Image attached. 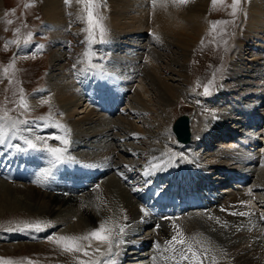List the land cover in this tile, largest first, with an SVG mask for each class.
I'll list each match as a JSON object with an SVG mask.
<instances>
[{
    "label": "rangeland",
    "instance_id": "rangeland-1",
    "mask_svg": "<svg viewBox=\"0 0 264 264\" xmlns=\"http://www.w3.org/2000/svg\"><path fill=\"white\" fill-rule=\"evenodd\" d=\"M207 1L209 2L207 28L200 35L192 51L183 52L184 47L182 45L176 44L171 39L162 37L161 33L154 34V37L162 39H158L157 41L152 37L153 33L150 30L147 32L132 30L130 33L131 30L129 29L118 30L115 28V23L111 27L107 19L109 13L101 0H96L95 12L98 17L102 18L100 22L105 29L103 37L105 42L103 43L100 42L101 37L98 28L94 31V38H89L90 34L87 30L89 25L86 22V12L83 4H81L83 13L80 14L79 18L76 17L78 21H74V17L71 16L70 10L65 4L64 7H67L68 10L63 13V19L65 20L61 25L62 27H52L47 25L48 22L44 17L42 0H0V58L5 63L7 61V66L14 61L15 68L19 70L15 74L16 77L11 78L12 83L7 85V91L3 87L4 85H2L5 79L0 74V110L5 107L8 109L12 106L18 107L19 99L17 98L20 97L21 90L26 103L29 105L28 110L18 107L24 118L18 115L9 117L10 120L15 119L29 122L27 124H19L16 135L10 136L25 144V138L30 139V136L37 135L46 147H64L60 140L52 137L60 136L63 138L66 135V138L69 140L66 152H69L68 155L70 156L64 154V157L68 158L70 162L73 161V163L75 159L82 156L85 159L78 160L77 162L85 164L86 160L89 161L90 158H103L106 153L114 155L116 163H119L120 166L119 168L112 167V169L110 166L108 170L109 175L105 176V179L102 181L104 183L101 182V184L104 185V188L108 187L109 183L106 182V179L110 178L113 180L112 182L116 188L119 189L121 187L123 189L122 194L131 202L134 201L131 191L134 193L137 190L140 191L139 196L144 195L146 192L142 190L144 185H137L139 174L140 178L147 180L148 186H150L153 184V181H149V178L158 171L170 170L173 162L177 166L180 165L181 171L185 169L186 178L190 180L189 176L193 177V180L187 183V187L193 189L190 191L195 193V195H199L200 192L204 193L203 188H205V184L210 182L211 194L213 192L215 195L233 196L237 193L250 192L255 198L262 197L264 200V187L262 186V184L264 185V153L262 155V152H259L264 148V123L261 124L260 128L252 130L254 134H251L250 129H247L249 126L237 129L242 126V124L238 123L243 120L234 122V119L231 120L230 117L238 114L236 119H241L239 117L246 115L247 113L244 114L243 112H245V109L247 111L248 108L241 105L239 106L240 110L234 111L237 105L233 97L237 95V92L231 93L230 96H225L227 93L223 92V86L230 83L227 77L229 62L234 53V40L241 23V13L243 12L244 3L247 0H240L235 16L231 14L232 9L230 5L232 0H223L222 4L215 6H213L212 0ZM27 4H31L32 6L25 7ZM9 20L12 21L11 24L7 23ZM214 21H227L228 23L220 24L213 30ZM16 29H19V33L16 32ZM124 31L129 32L126 35ZM148 32L150 34L147 35L146 33ZM229 36L230 39L227 45H225V41ZM14 40L18 41V43H9ZM235 50H237L236 47ZM85 53H88V55L86 56ZM148 58L150 62L147 61ZM215 64L216 67L218 64L220 66L217 72L213 73ZM90 65H94V67ZM155 67L163 75L159 77L156 73H153L152 68ZM96 70L105 72L103 74L106 77H108L107 74L111 75L110 77L114 76L113 80L111 79L112 83L120 82L119 77L122 78L123 85L126 82V86L128 87L125 95H123L125 101H120L118 106L114 108V116L110 118L105 117L103 112H93V115L89 114V106L87 104L90 103L92 107L95 104L106 106L103 104V101L108 97L106 96L108 92L105 91L106 89L102 88L101 90L96 87V81H94V76L97 75ZM207 71L209 73H205ZM84 75L88 76V85L80 86L79 79L80 77L83 78ZM105 76L101 77L104 78ZM8 78L10 79L9 76ZM83 82L84 79L82 80ZM204 83H208L210 90L213 89L209 95H205L201 90L197 89V84L200 88ZM167 84L176 90V92L174 91L175 93L172 92V95L175 94L176 99L166 96L164 87ZM63 86L66 90L61 89V91L59 88ZM131 86L133 88L130 90ZM110 89L116 91L113 85L107 86L109 92ZM96 96H99V98L95 100ZM61 98H66L67 101L60 103L59 100ZM84 99L86 102H84ZM2 101L5 106L1 105ZM85 108H87L86 111ZM263 109L264 107L256 111L257 114H263ZM231 111L234 113H229ZM83 112L86 116L89 114V117H84ZM0 113L3 112L0 111ZM184 114H190L191 133H194L197 140H200L202 136L212 138V135H223L230 130H234V128L237 129L238 133L241 132L239 136L237 133V136L234 137L235 139L227 140V142H233L234 145L240 144V141L245 137L253 135L252 138L259 144V147L252 152L254 154L253 163H241L240 154L234 157L231 156L232 158H224L222 152L229 147H226V143H222V141L221 143L216 141L217 138L210 141L211 143L212 141H216L220 147H214L217 143L214 145H210L209 143L211 150L208 152H206L207 150L203 146L200 148V145L196 146V148L194 146L181 149L176 143L175 137L171 132V127L173 122ZM38 119H42L43 123L36 121ZM120 123H122L121 126ZM56 124L63 125L66 132L57 128ZM28 125L35 127L30 128L34 130L33 132H30V129L27 127ZM46 129L45 133L38 132L39 130ZM84 134H87V136H84ZM31 139L37 144L34 138ZM233 143L230 144V147L237 149V147L232 146ZM221 147L224 149H221ZM156 152L160 155L162 154V156L148 163V159L150 160V157L155 156ZM33 154L35 153H25V156L31 157ZM200 158L202 161L205 160V162L199 163L198 159ZM55 166L56 164L50 168H54ZM218 169L222 172L217 173L220 175L215 174ZM126 170L132 171L131 173H134L137 179L135 181L129 179V181L127 177L129 173L126 175ZM249 171L255 172V176L251 177L247 183L238 182L241 178L240 175L248 174ZM217 176L218 178L223 177V181L212 180ZM238 177L239 179L236 180L235 178ZM258 180L261 184H258ZM195 182L196 184H194ZM161 184L158 185L159 190L167 189L168 185L165 182H161ZM216 184H219V186ZM31 185V183L13 184L14 187H19L20 191L33 190ZM0 187H2V184H0ZM104 188L103 190L105 191ZM176 189L178 193L181 192L179 190L181 189L180 187H176ZM24 192H21V194L28 196ZM39 195L44 197L43 193ZM59 195L62 196V194ZM190 197L193 198L194 196ZM56 198L62 200V203L66 205L55 206L51 213H43L41 210L37 211V209L35 210V208L28 204L24 205V203H15V207L5 209L6 211H0V264L1 261H11L14 264H78V261H90L83 257L81 258L78 253L63 251L61 246L55 243L57 234L64 228L69 229L72 235L75 232V225L64 223L68 220L57 221L63 215L71 216L69 210L75 208L76 203L80 202L82 204L84 202V192L80 191L74 197L56 196ZM73 198L74 202L67 204ZM35 200L38 203L42 201L39 197ZM180 200L181 198H177L176 203L179 204ZM186 200L190 199L186 196ZM192 210L195 213H190L188 218H185L186 220L190 219L192 224L183 221L181 226L195 227L202 240L207 241V234L202 232L203 228H200V230L199 226H194V221L198 222L199 225L206 223L210 227V230L219 228L218 230L220 231L222 230L221 228H229L240 232L242 230L253 231L256 229L259 231L258 234L264 238V217H259L260 219L248 216V218H240L239 216L223 213L222 211L216 212L215 207H211L209 210L210 215L200 213L199 208H192ZM77 211L79 212V210ZM79 216H73V220L76 218L78 220ZM36 221H42L48 226L39 232L18 230L25 223ZM251 221H254V223L248 225ZM143 223L131 226V230L127 228V236H125L124 241L126 238L128 240L120 244L123 247L125 245V248L130 250V253L124 250L125 248L123 249V258L119 262L120 264H138V262L140 264H147V260L149 259H143L144 262H141L143 251H140V249L135 250L132 245L140 241V236H137L138 233L141 234L143 232V237H145L156 229L155 226L146 227L145 229V223L147 222ZM77 224L83 230L88 228L87 232L93 229L84 219L79 220V222L77 221ZM134 228H136V232ZM226 230L224 232L228 234L229 232ZM204 231L207 232L208 230L204 229ZM42 232L49 234L47 241H44V238H42ZM207 233L215 237L213 240H217L216 243L212 240L214 246L222 249L220 240L216 236H213V233L209 231ZM243 234L249 237V234ZM95 241H91V246L94 245ZM244 242L243 240L242 243ZM83 244L87 247L89 241H83ZM159 245L163 249H166L168 245H170L168 248L171 247V244L166 243V241H161ZM165 245L167 246L164 247ZM129 246H132V248L130 249ZM99 248L103 249L101 246ZM152 248L153 245L146 252L152 251ZM134 250L139 254L138 259L140 260H130L131 252ZM120 252L118 253L120 254ZM232 254V252H227L226 254L220 252L218 254L213 249L211 251L212 259L213 257L218 258L222 256L226 259L227 264L230 263L227 259L230 260ZM118 257L120 255L113 256L112 259L114 261L120 260L117 259ZM100 258H98V261ZM3 262L2 264H4ZM231 264H234V262Z\"/></svg>",
    "mask_w": 264,
    "mask_h": 264
},
{
    "label": "bare ground",
    "instance_id": "bare-ground-1",
    "mask_svg": "<svg viewBox=\"0 0 264 264\" xmlns=\"http://www.w3.org/2000/svg\"><path fill=\"white\" fill-rule=\"evenodd\" d=\"M42 1H43L44 17L46 18V21L48 22L47 23L48 26L62 27L61 25L65 20L63 19L64 17L63 13L67 12L66 10H68V8L70 10L71 16L74 17V21H78L76 17L79 18L80 14L83 13V10L81 9V4H77L76 0H72V3L70 6H68V8L64 7L65 0H42ZM101 2L109 13V15L107 14L108 15L107 19L111 27H113L115 23V28H117L118 30L129 29L131 30L130 33L132 32V30H141L145 32L150 30L151 33H153L152 37H154V34L156 33H161L162 37L171 39L175 41L176 44L182 45L184 47L183 52L192 51L196 42L199 40L200 35H202V33L206 30L207 25H208V22H207L208 13L207 12H208L209 2L207 0H190V2L187 3L186 5H180L179 3H173L172 0H101ZM0 12H1V4H0ZM124 32L127 35V32L129 31H124ZM146 34L148 35L150 34V32ZM159 40H162V39H159ZM235 47L237 50H235ZM233 51L234 53L230 59L229 69H228V74H227L228 81L230 83H228V85L223 86V89H224L223 92L227 93V95L225 94V96H230L231 93L235 91L237 92L236 93L237 95L233 97L237 105L234 111L240 110L239 106L241 105H244V107L248 108L249 111L248 110L246 111L245 109V112H243L241 110L244 114L247 113L246 115H242L241 117H239L241 119H236V117H238V114H234V117H230V119L231 120L234 119V122L238 120H243L239 123L237 122L238 124H242V126L237 129H241L243 127L246 128L247 126H249V128L247 129L248 130L250 129L251 134H254L252 130L260 128L261 124L264 123V113L257 114L256 112L259 109L264 107V0L245 1L243 12L241 13V23L237 29V34L234 40ZM147 61L150 62L149 58L147 59ZM152 70H153V73H156V75H158L159 77L163 75L161 72H159V69L156 67L152 68ZM94 77H95V80L97 79V85L100 86L99 75L98 76L96 75ZM112 80L105 78V85H110V84L114 85L118 91L119 96H115L112 98H106L105 102L108 105H110V106H106V108L97 107V109L94 110V107L91 108L88 105L90 115H93V112L95 113V112L103 111L108 114V118H110V116H114L113 115L114 109L112 108L115 105H118L116 104L117 100L115 99L120 97L119 99L123 100V91L127 90L128 87L126 86V82L123 85L122 78L120 77H119V80L121 83L120 82L112 83ZM83 83L86 84V79H84ZM132 88L133 87L131 86L130 90ZM59 89L66 90L64 86L60 87ZM105 91H107V89ZM164 91L168 98L172 99L176 97L175 94L172 95V92L174 91L176 92V90L171 85L167 84L164 87ZM115 92L116 91H112L111 93H108V95L106 94V96H110L112 93H115ZM134 92H135V89H134ZM59 101L60 103L65 102L67 101V99L61 98ZM86 109L87 108H85V111ZM263 110L261 111L263 112ZM229 113L232 114L234 112L231 111ZM89 114H87V116L84 114L85 115L84 117H89ZM121 124L122 123H120V126ZM237 129L234 128V130H230L229 132H226L223 135H220V134L216 136L212 135V138L202 136L200 140H197L194 136V133H192L191 142L189 143V145L188 144L183 145V144L178 143L177 141L176 143L181 149H185L187 147H194V146L196 148V146L200 145V148H202L203 146L205 150H207L206 152H208L209 150H211V148L209 147L211 144L214 145L215 143H217L216 141L220 143L222 141V143H226L227 145L226 147H229L225 149L226 151L223 150L224 152H222L223 154L222 156L224 158L231 157V156L234 157L240 154L241 163L243 162H249V164L253 163L252 159L254 158V154L252 152L253 150L257 149V147H259L258 142H256L255 139L252 138L253 135H251L250 137H245L243 140L240 141V144L234 145V143L231 141L227 142V140H231L232 138L237 136V133H238L236 131ZM240 133H238V136L241 135ZM84 136H87V134H84ZM227 137H229L230 139ZM215 138H217V140L215 142L212 141L211 143L210 140H213ZM204 139L207 140L205 145L203 144ZM198 143H202V144H198ZM208 143H210V145ZM231 143H233L232 146L237 147V149H232L230 147ZM216 146L220 147L218 143L217 145L215 144L214 147L216 148ZM221 149H224V148L221 147ZM20 151H22L21 154L24 153L23 150H20ZM242 151L244 152L242 153ZM259 152H262V155H263L264 148L261 149ZM124 154L126 153L124 152ZM161 156L162 154L160 155L159 153L156 152L155 156L150 157V160L148 159V163L152 162V160L154 159L160 158ZM100 158L101 157L96 158V159H90L91 165H93L94 167H102V168L91 170L90 175H93L92 178L94 179H89V180H87L84 176H81L82 174H80L78 171H75V174L73 175H71L68 172L61 173V171H64L61 166H65L67 168L71 167V162L68 158H65V161H66L65 163L59 164V165L56 164L54 168L47 167L45 166V164L43 165L42 162L37 161L36 163H33V164H36L33 167L25 162L24 168L19 170L18 168H16V163L14 159L11 163L7 162L3 166V169L0 170V176H2L5 182L10 181L12 185L5 183L3 180H0L1 181L0 184H2V187H0V211L2 210L4 211L5 209L11 208L13 206L15 207L14 205L15 203L16 204L24 203V205L28 204L29 206H32L33 208H35V210L37 209V211L41 210L43 211V213H51L53 212L55 206L66 205L62 203V200H59L58 198H56V196L62 197L61 195H59L61 191H66L67 189H72L74 191L82 190V191H87L84 193V198H83L84 202L82 204H80V202L76 203L74 206L75 208L69 210V212L71 213L70 217L63 215L57 221L59 222L60 220H68L64 223H72L73 225H75V232L72 235L69 229L64 228L59 234H57V238L60 236L86 235L92 232L93 230L98 229L99 226L102 223H104L105 220L109 218L111 221V225L113 227H115L116 225L126 226L127 224L134 226V225H140V223H143V222H147L145 223L146 224L144 227L145 229L146 227L148 228L150 223H152L151 226L155 225L157 228L155 230L151 229L153 230L151 234L145 237H143V232L141 234L138 233L137 236L138 237L140 236V241L132 244L135 250L140 249V251H143L142 259H149L147 260L148 261L147 264H192V262H190L189 260H181L178 251L176 252L174 256V253L172 251L173 245H171L172 247H169L171 249L168 248V246L170 245L168 246L165 245L164 247L167 246L166 247L167 250L160 248V245L162 244L159 245V243L161 241H166V243H169L172 237L178 236L179 233H182L184 238L192 242L195 248L201 249L202 256L206 255V258L203 259V264H227L226 259L222 256L215 258V261H213L211 257L212 249L217 251L218 254H220V252H222L223 254H226L227 252H232L233 256L232 255L230 256L231 259L230 260L227 259V261L230 262L229 264L233 262L234 264L264 263V238H262L261 235L258 234L259 231L256 229L253 231L242 230L240 232L237 231L236 229L235 231L229 228H221L222 230L220 231L218 230L219 228L210 230L209 229L210 227H208L206 223L199 225L198 222L194 221V226H199V229L203 228L202 232L207 234L206 236L207 241H206L200 238V236L198 235V231L197 229H195V227L191 226L189 228L187 226H181V223L183 221L192 224L190 219L189 220L185 219V218H188V216L190 215L189 208L191 207L188 206L186 210H182L181 208H177L175 204H173V207L163 206V204L166 205V202H165L166 200L162 201L161 205L160 204L158 205L156 203L152 205H149V204L144 205L142 202H140V199L147 201V199L151 195H152V198L156 196L153 194H155L156 190H159L157 187L160 184L159 182L162 179L164 182H166V184H168V186H172V187L182 186L180 184H181V181L183 180L181 179V181H178L177 179L178 177H181V176L184 178L183 172L180 170L181 168L180 165L177 166V164L173 162L172 168L170 170L166 169L165 174H157V173L153 174L151 176V179H155L154 184H152L148 188L143 189L146 191L145 196L143 195L144 199H143V196L136 198L135 193L139 194L140 191L137 190L135 193L131 191V193L134 196V201L131 202L122 194L123 189H121V187H119V189L116 188L114 186V183L112 182L113 180H111L110 178L106 179V182L109 183L108 187L106 186L104 188V185L101 184L103 179H105V174L109 175V172H108L109 167L111 166V169L112 167L119 168L120 164L116 163L114 159V155H111V154L106 153L103 158L101 159ZM3 162H4V159H1L0 165H2ZM198 162L199 163L205 162V160L202 161V159L200 158L198 159ZM41 165L43 166L41 167ZM43 168L44 170L45 169L49 170L51 173L47 179H43L40 176V173L43 170ZM218 171L220 170L218 169L215 174L222 173L221 171L220 172ZM173 174H175V176ZM217 175H220V174H217ZM253 176H255V172L249 171L248 174L240 175L241 177L240 179L239 177L235 179L236 180L239 179L238 182L247 183ZM127 177H128V180L130 179L131 181H135L137 179L134 173H131V172H129ZM68 178H85V179L82 181H79V180L69 181ZM14 180L24 181V183H31L32 184L31 188L33 190L29 189L30 191L29 190L20 191V189H18L19 187L17 188L13 186ZM64 180L68 182L70 186L65 184L63 182ZM212 180L213 181H223V177L218 178L217 176L216 178H213ZM258 184H261L259 180H258ZM137 185H146L144 178L141 180H139L138 178ZM216 185L219 186V184H216ZM262 186L264 187L263 184ZM4 187H6V189H4ZM89 187H92V189L89 190ZM103 188L105 189V191L103 190ZM24 191L28 194V196L26 194L24 195L21 194V192L23 193ZM162 192H163V196L165 199L171 198V196H174V198H177V196L175 195V191H173L172 189L169 190L167 188L165 191H162ZM41 193L44 194V197L39 195ZM188 195H191V194L188 193ZM205 196L202 198H194L195 200L194 203L199 205V204H203V202L205 203L210 202L212 206L215 205L216 212L222 211L223 213H227V214L247 213V215H238V214L234 215L233 214L234 216H239L240 218L257 217L258 219H260L259 217H264V200L262 199V197L255 198L254 195L250 192L237 193L233 196H229V195L220 196L219 194L215 195L212 192V195L210 197H205ZM38 197L41 198L42 200L40 203H38V201L35 200ZM68 197H74V196H68ZM72 202H74V198L71 199L70 202H68L67 204L72 203ZM148 202L150 203V201ZM77 210H79V212ZM145 212H147L148 214L145 215L144 214ZM185 213H188V215H186ZM77 215H80L79 216L80 219L78 218V220H76L77 219L76 218L73 220V216H77ZM174 215L179 216V218L175 220ZM166 216H172L173 218L172 220L167 219L165 220V222H162L161 218L166 217ZM154 218H158L159 220H156ZM81 219L86 220L93 227L92 231L87 232V230H89L88 228L83 230L77 224V221L79 222V220ZM253 223L254 221H251L248 223V225H252ZM257 227H260V226H257ZM130 228L131 227H129V229ZM144 228H140V229H144ZM204 229L213 233L214 234L213 236H216L220 240L222 244V249L218 246H214V243H216L217 240H213V238L215 239V237H212L211 236L212 234H208L207 233L208 231L205 232ZM226 229L229 232L228 234L224 232ZM126 230L127 229H125V234L122 236V240H124L125 236H127ZM134 231L135 232L137 231L136 228H134ZM243 233L249 234V237L245 236V234ZM212 240L214 241V243H212ZM243 240L245 241L244 243H242ZM196 241H200V243L196 244L195 243ZM247 244L249 245L248 247H250L249 248L250 250L248 249ZM152 245H153L152 251L146 252L149 250V247H151ZM100 246L103 247V249L100 252H96L95 249L99 248ZM241 246L242 248L240 249ZM175 247L179 249L180 246L176 245ZM124 248H125V245L124 247L120 245L117 249L113 247L114 253H118L121 251L120 254L118 253V255H120L121 258L118 257L117 259H120V260H115V264H120L119 262H121L123 258L122 252ZM85 249L89 251L90 255L84 256L82 253H78L81 258L83 257L86 260H90V261H94V260L98 261V258L101 257L99 260L101 261L104 258L102 256V253L106 252L107 245L101 244L100 242L98 243V241H95L94 245H92L90 248L87 246L85 247ZM135 250L131 252V258H133L134 256L139 257V254L136 253ZM204 250H206V252ZM118 255H115V256H118ZM195 259L197 260L200 259V256L196 257ZM130 260L136 261L140 259L133 258ZM80 262L81 261H78V264H80Z\"/></svg>",
    "mask_w": 264,
    "mask_h": 264
},
{
    "label": "snow or ice",
    "instance_id": "snow-or-ice-1",
    "mask_svg": "<svg viewBox=\"0 0 264 264\" xmlns=\"http://www.w3.org/2000/svg\"><path fill=\"white\" fill-rule=\"evenodd\" d=\"M173 3H179L180 5H186L190 2V0H172ZM72 3V0H65V4L67 6H70ZM77 4H83L84 10L86 12V22L89 25V28L87 29L90 34V39L94 38V31L95 29H99L101 41L105 42L103 40V37L105 35V29L102 25L101 17H98V15L95 12L96 7V0H76ZM223 0H212L213 6L217 4H222ZM240 4V0H232V3L230 5L232 9V15L235 16L236 12L238 10ZM31 4L25 5V7H31ZM7 23L11 24L12 21L9 20ZM227 21H214L213 22V30L220 25V24H226ZM16 32L19 33V29H16ZM155 39H159V37H154ZM9 43H18V41H10ZM27 43V41H25ZM7 47V45H6ZM87 56L88 53H85ZM93 66L94 65H90ZM5 76H8L9 72L11 71L13 74L16 71L15 69V62L13 61L10 63L6 68L3 69ZM9 83H12V79H9ZM211 83V82H210ZM204 94L209 95L210 94V88L209 86L204 87ZM7 99V98H6ZM18 107L23 108L25 110H28L29 105L26 103V100L24 98L23 92L21 90V95L19 98V104ZM13 111L15 109H12ZM10 121V122H9ZM28 121L23 120H15L11 119L8 116V110L4 112V115L0 116V143H4L9 136H15L16 131L18 130L19 124H27ZM57 128H60L66 132V129H64L63 125L56 124ZM27 130V129H26ZM56 140H60L61 143L64 145V147H44V148H38L37 144L33 142L32 139L25 138L24 143L27 145V148L30 150H36V151H46L48 152L52 158L54 164H63L65 163V157L64 153L67 151V145L69 144V140L65 137L60 136H54L52 137ZM37 139H40L39 137ZM46 144V141H45ZM17 147H19L17 145ZM50 171L45 169L42 170L40 173L41 178L47 179L48 176H50ZM145 215L148 213L145 212ZM234 215H247V213H233ZM48 225H45L42 221H36V222H30L25 223L22 228H19V231H43ZM125 227L122 225H116L113 227L111 225L110 218L105 220L104 223H102L98 229L93 230L92 232L82 235V236H60L55 239V243L61 246L62 250L69 253H82L84 256H89L90 253L88 250L85 249V246L83 244V241H89L88 247H91V241L96 240L100 242L101 244L107 245L106 252L102 253V256L104 257L101 261H81L80 264H115V261L112 259L113 256L118 255V253L113 252V247H118L120 243H123L122 236L125 234ZM118 229V230H117ZM172 247V251L174 253V256L176 252H179L181 260H189L192 262V264H203V259L206 258V255H201V249L195 248L194 244L190 241H188L186 238L183 237L182 233H179L178 236H173L171 241L169 242ZM196 244H199L200 241H196ZM179 245V249H177L175 246ZM96 252H100L101 249L97 248L95 249ZM206 252V250H204ZM200 256V259H195L196 257ZM174 258V257H173ZM213 261H215V258L213 257ZM7 264H11V261H8Z\"/></svg>",
    "mask_w": 264,
    "mask_h": 264
},
{
    "label": "water",
    "instance_id": "water-1",
    "mask_svg": "<svg viewBox=\"0 0 264 264\" xmlns=\"http://www.w3.org/2000/svg\"><path fill=\"white\" fill-rule=\"evenodd\" d=\"M189 121L188 116H181L175 121L172 127L173 134L179 143L187 144L190 142Z\"/></svg>",
    "mask_w": 264,
    "mask_h": 264
}]
</instances>
